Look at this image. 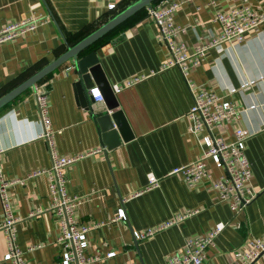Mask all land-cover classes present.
Instances as JSON below:
<instances>
[{
    "label": "crops",
    "instance_id": "0c3cea01",
    "mask_svg": "<svg viewBox=\"0 0 264 264\" xmlns=\"http://www.w3.org/2000/svg\"><path fill=\"white\" fill-rule=\"evenodd\" d=\"M135 1L0 0V28L31 16L43 20L34 32L0 44V97L66 52L68 44H76ZM178 1L175 21L186 27L178 39L190 52L221 34L217 12L249 6L264 13V0ZM110 3L117 8L109 10ZM144 9L147 13L148 6ZM128 23L102 36L81 56L96 51L112 87L139 79L115 92L118 109L133 133L131 140L113 148L104 142L92 108L83 106L76 96L74 83L79 77L73 60L26 89L0 112L3 171L9 180L23 181L14 183L10 193L14 212L20 217L17 243L25 263L52 264L59 253L60 223L51 209L49 178L46 174L31 176L52 165L42 137L37 88L47 92L59 152L79 157L68 168V191L82 199L79 221L98 224L89 233L88 253L100 257L92 264H167L170 255L182 251L188 237L206 234L220 222L225 228L203 264H235L234 250L264 237V23L258 31L248 32L244 41L225 43L223 51L210 48L204 62L190 72L195 82L241 109L238 121L213 130L225 140L233 138L236 127L248 135L246 153L258 195L238 213L219 199L212 186L222 174L212 159L207 160L212 177L194 186L187 185L182 173L174 172L197 161L206 150L200 136L189 130L193 95L180 68L164 66L170 55L158 39L157 25L147 17ZM150 176L157 183H151ZM120 208L125 209L126 220L116 219ZM190 211L194 213L182 222L145 240L134 237L136 230L156 227L177 213ZM2 216L0 200V221ZM6 251V235L0 230V264H11L4 260ZM111 251L116 255L106 257ZM254 264H264V253Z\"/></svg>",
    "mask_w": 264,
    "mask_h": 264
},
{
    "label": "built area",
    "instance_id": "2783aa9c",
    "mask_svg": "<svg viewBox=\"0 0 264 264\" xmlns=\"http://www.w3.org/2000/svg\"><path fill=\"white\" fill-rule=\"evenodd\" d=\"M108 6L109 10L117 8L116 3H110ZM179 6L178 0H162L148 6L147 15V18L158 27L159 41L168 47L170 58L164 66L179 67L185 77L194 100L189 111V130L200 136L202 144L206 147L201 158L184 167L176 168L174 172L182 173L187 185L194 186L197 182L212 177L207 162L208 159H212L216 167L222 170V174L213 181L212 186L219 199L227 203L233 212L238 213L258 195L252 182V165L246 153L248 135L244 128L236 127L233 138L225 140L221 136H215L213 130L238 121L241 109L235 102L224 99L203 84H198L189 75L194 67L204 62L210 48L216 47L218 51H223L225 43L242 42L248 32L258 31L264 23V13L249 6L217 12L215 21L221 26V34L190 52L188 46L178 39L180 34L186 31V27L175 21V13ZM42 22L43 20L31 16L0 28V44L20 38L28 32H34ZM71 69L72 67L67 68V70ZM137 80L139 79H131L125 84L114 85L113 90L116 93L120 92L125 86ZM91 94L96 101L103 100L98 87L92 88ZM35 97L43 127L42 137L47 141L52 165L32 173L31 176L38 174L48 176L51 209L56 212L60 223V233L56 241L59 253L57 260L52 264H92L100 257L88 253L89 233L98 224H84L79 221L77 210L82 199L72 196L68 191L70 180L68 168L79 157H67L59 152L55 140L56 131L50 118L47 92L36 88ZM151 176V183H157V179ZM16 182L23 183L19 179L6 178L0 155V200L3 214L0 230L5 233L7 239L4 260L11 264H26L24 252L17 243V223L20 217L14 212L10 193V187ZM193 213V211L177 213L161 225L134 231V237L137 241L145 240L163 229L182 222ZM126 217L125 209L120 208L116 219L126 220ZM224 228L225 224L220 222L206 234L188 237L182 251L170 255L167 264H203L207 259L208 250L215 245L216 238ZM263 253L264 237L254 239L244 247L234 250L235 264H254ZM115 255L116 251H111L106 257Z\"/></svg>",
    "mask_w": 264,
    "mask_h": 264
},
{
    "label": "water",
    "instance_id": "95a60500",
    "mask_svg": "<svg viewBox=\"0 0 264 264\" xmlns=\"http://www.w3.org/2000/svg\"><path fill=\"white\" fill-rule=\"evenodd\" d=\"M155 0H137L117 13L112 19L101 27L81 39L74 45L68 44V49L51 63L40 69L17 87L0 97V109L12 101L26 89L33 87L54 71L60 65L70 60L74 62V73L78 75V80L74 83V89L78 100L83 106H90L102 131L104 142L109 148L118 146L122 141H129L133 138V133L129 127L127 119L119 108V102L112 84L107 78L105 71L99 61L96 51L81 56L85 50L95 41L123 23L129 17L150 6ZM98 85L103 100L94 101L89 95V90ZM90 99L93 103H90ZM92 104V105H90ZM111 111V113H109Z\"/></svg>",
    "mask_w": 264,
    "mask_h": 264
},
{
    "label": "trees",
    "instance_id": "16d2710c",
    "mask_svg": "<svg viewBox=\"0 0 264 264\" xmlns=\"http://www.w3.org/2000/svg\"><path fill=\"white\" fill-rule=\"evenodd\" d=\"M158 1H160V0H155L153 3L158 2ZM146 14L148 15V11H147V13H145V9L139 11V12L136 13L134 16H132L130 19H128L126 22L122 23V24L120 25V27H119L116 31H118L120 28H124L127 24H129L128 22H130V21H131L132 19H134V18H136V19L138 20V19L141 18V17H147ZM116 31H114V32H116ZM112 34H113V33H112ZM109 35H110V34H109ZM107 36H108V35H107ZM107 36H106V37H107ZM106 37L102 38L100 41H98V43H99V42H102V41H104V40H106ZM94 46H96V44H95ZM2 109H3V107L0 109V112H1Z\"/></svg>",
    "mask_w": 264,
    "mask_h": 264
},
{
    "label": "rangeland",
    "instance_id": "374dc122",
    "mask_svg": "<svg viewBox=\"0 0 264 264\" xmlns=\"http://www.w3.org/2000/svg\"><path fill=\"white\" fill-rule=\"evenodd\" d=\"M190 76V75H189Z\"/></svg>",
    "mask_w": 264,
    "mask_h": 264
}]
</instances>
